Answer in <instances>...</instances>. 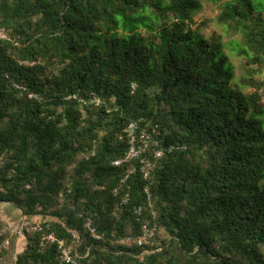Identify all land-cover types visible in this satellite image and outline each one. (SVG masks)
Returning <instances> with one entry per match:
<instances>
[{"label": "trees", "instance_id": "obj_1", "mask_svg": "<svg viewBox=\"0 0 264 264\" xmlns=\"http://www.w3.org/2000/svg\"><path fill=\"white\" fill-rule=\"evenodd\" d=\"M200 8L0 0V202L44 218L12 264H69L48 236L72 243L74 230L77 264H264V0H226L218 14L241 34L237 82L222 42L193 27ZM133 121L152 147L175 145L159 160L143 154L155 163L148 179L141 158L114 164ZM147 187L156 243L128 245L155 222ZM89 215L104 239L85 229Z\"/></svg>", "mask_w": 264, "mask_h": 264}, {"label": "built area", "instance_id": "obj_2", "mask_svg": "<svg viewBox=\"0 0 264 264\" xmlns=\"http://www.w3.org/2000/svg\"><path fill=\"white\" fill-rule=\"evenodd\" d=\"M8 37L7 31L5 29V27H1L0 26V39H6ZM22 64H34V62H30L28 60L25 61H21ZM14 86L16 87V89L20 90V91H24L26 90L22 85L18 84L17 82H14ZM28 96L30 98H39V95L29 91L28 92ZM94 102H96L97 104L100 103V100L95 98L93 99ZM128 134H129V148L128 151L126 153L125 158L123 159H118L116 161H114V164L116 165H120L123 162H128L131 161L133 159H139L143 156V154L145 152H147L149 149H151L152 147V143L153 142H157L156 140H153L151 133L146 129V128H141L140 123L138 121H133L129 124L128 128H127ZM157 145V143H155ZM183 147V146H180ZM175 149V145H169L166 148H161V147H157L154 146L152 147V152H153V156L155 159L159 160L161 159L166 152H171ZM154 166L155 163L151 160H146L145 158H141V171L143 172V175L145 178H150L153 171H154ZM136 166H130L129 167V174L133 173L136 171ZM146 193H148L149 195V200L151 199L150 197V190L147 187L146 189ZM115 194L119 193V189L116 188L114 191ZM129 200V193L127 192L126 195L123 198V203H126ZM150 205L152 206V221H155L154 223L152 222H145L143 224V232L142 235L139 237H132V236H127L124 238V242L128 245H133V244H138L140 246L143 245H148V244H152L154 245L156 242L154 241V238L156 236V233L158 231V225L156 223V219H157V212L156 210L153 208V203L150 200ZM143 212V208L142 207H138L136 209V213L141 215ZM39 216V215H36ZM31 224V220L27 217V216H22L19 224L12 228V235H15L17 237H23L26 228H28ZM84 227L85 229H87L95 239L98 240H102L105 238V234L101 233L98 231L97 227L94 225V219L92 217V215H89L86 217L85 219V223H84ZM39 228L36 226L35 229ZM73 242L69 243L64 239H58L54 234H50L48 236L49 240L52 243H56L58 246V249L60 251V256L61 259L69 264H77V259L74 255V251L76 248L77 243H79L81 241V236L80 233L77 230L73 231ZM11 244V236H6L4 235L3 231L0 232V252L3 249H6L10 246Z\"/></svg>", "mask_w": 264, "mask_h": 264}, {"label": "rangeland", "instance_id": "obj_3", "mask_svg": "<svg viewBox=\"0 0 264 264\" xmlns=\"http://www.w3.org/2000/svg\"><path fill=\"white\" fill-rule=\"evenodd\" d=\"M225 1L226 0H220L218 2H214L211 0H200L201 8L195 13L194 16L195 23L193 24V27L200 28L202 33H204L207 37L216 36L218 40L222 42L223 48L227 53L230 62L234 66L235 81L237 82L240 79V77L245 73L243 70L244 56L241 54V48L243 44L241 40L242 39L241 34L239 32L229 29L227 26H225L224 24L218 21V14L221 12V6ZM263 75H264V70L262 74L258 75V77H262ZM244 89L245 91L253 90L250 87ZM4 204H10V203L0 202V216L2 217L0 218L3 221L1 231H3V233L9 237L12 235V227H13L12 223H15L16 219L11 218L9 219L10 221H6L7 219L6 209L9 208H7L8 206ZM3 205L6 208H3ZM10 211L11 214L16 212L14 209H10ZM28 218L32 222H37V223L44 219L41 216H28Z\"/></svg>", "mask_w": 264, "mask_h": 264}, {"label": "crops", "instance_id": "obj_4", "mask_svg": "<svg viewBox=\"0 0 264 264\" xmlns=\"http://www.w3.org/2000/svg\"><path fill=\"white\" fill-rule=\"evenodd\" d=\"M3 208H6V207L3 206ZM7 208H9V207H7ZM6 211H7L6 212L7 219L5 218L6 221H10L9 219H11V218L16 219L15 223L11 222L13 224L12 228L16 227L19 224L20 220H21L19 218H21L22 216L19 217V215L16 212L11 214L10 208L6 209ZM9 215H12V216H9ZM24 246H25V243H24V240L22 239V237H17L15 235H11V244L8 247V249H9V255H8V260H7L8 262L6 264H12L11 258L12 257L14 258L15 253H17L20 250H22Z\"/></svg>", "mask_w": 264, "mask_h": 264}, {"label": "water", "instance_id": "obj_5", "mask_svg": "<svg viewBox=\"0 0 264 264\" xmlns=\"http://www.w3.org/2000/svg\"><path fill=\"white\" fill-rule=\"evenodd\" d=\"M10 203V202H9ZM11 204H13V203H11ZM14 206H16V207H18L16 204H13Z\"/></svg>", "mask_w": 264, "mask_h": 264}]
</instances>
